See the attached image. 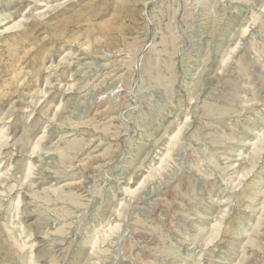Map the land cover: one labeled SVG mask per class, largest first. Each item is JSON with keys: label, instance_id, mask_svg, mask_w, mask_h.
Segmentation results:
<instances>
[{"label": "rangeland", "instance_id": "rangeland-1", "mask_svg": "<svg viewBox=\"0 0 264 264\" xmlns=\"http://www.w3.org/2000/svg\"><path fill=\"white\" fill-rule=\"evenodd\" d=\"M0 264H264V0H0Z\"/></svg>", "mask_w": 264, "mask_h": 264}]
</instances>
